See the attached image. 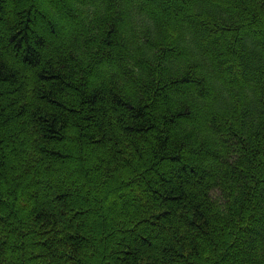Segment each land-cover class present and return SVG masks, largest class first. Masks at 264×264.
<instances>
[{
	"label": "trees",
	"instance_id": "obj_1",
	"mask_svg": "<svg viewBox=\"0 0 264 264\" xmlns=\"http://www.w3.org/2000/svg\"><path fill=\"white\" fill-rule=\"evenodd\" d=\"M0 264H264V0H0Z\"/></svg>",
	"mask_w": 264,
	"mask_h": 264
},
{
	"label": "rangeland",
	"instance_id": "obj_2",
	"mask_svg": "<svg viewBox=\"0 0 264 264\" xmlns=\"http://www.w3.org/2000/svg\"><path fill=\"white\" fill-rule=\"evenodd\" d=\"M45 6L43 5V8H44ZM57 22H58V24H60V26L63 28V26L61 25L62 23L59 21V20H57ZM64 29V28H63ZM65 30V29H64Z\"/></svg>",
	"mask_w": 264,
	"mask_h": 264
}]
</instances>
